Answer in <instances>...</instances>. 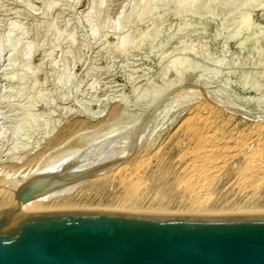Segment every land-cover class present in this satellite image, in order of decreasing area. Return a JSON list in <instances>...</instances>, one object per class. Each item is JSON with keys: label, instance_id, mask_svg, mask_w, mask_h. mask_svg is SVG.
<instances>
[{"label": "rangeland", "instance_id": "374dc122", "mask_svg": "<svg viewBox=\"0 0 264 264\" xmlns=\"http://www.w3.org/2000/svg\"><path fill=\"white\" fill-rule=\"evenodd\" d=\"M260 124L264 0H0V165L21 155L43 172L72 150L67 164L91 170L130 158L124 172L86 180L46 210L264 214V157L252 154L264 146ZM220 129L235 135L196 212L189 169L201 134Z\"/></svg>", "mask_w": 264, "mask_h": 264}, {"label": "water", "instance_id": "95a60500", "mask_svg": "<svg viewBox=\"0 0 264 264\" xmlns=\"http://www.w3.org/2000/svg\"><path fill=\"white\" fill-rule=\"evenodd\" d=\"M54 174L25 182L18 203ZM0 264H264V214L0 211Z\"/></svg>", "mask_w": 264, "mask_h": 264}, {"label": "bare ground", "instance_id": "6f19581e", "mask_svg": "<svg viewBox=\"0 0 264 264\" xmlns=\"http://www.w3.org/2000/svg\"><path fill=\"white\" fill-rule=\"evenodd\" d=\"M246 16V15H245ZM244 18V17H243ZM247 19H249V18H247ZM243 20V19H242ZM244 20L245 21H243V23L244 22H246V19L244 18ZM248 26H249V24H248ZM240 30V29H239ZM252 36V35H251ZM249 38V37H248ZM207 104V103H206ZM204 105V106H203ZM203 105H201L199 108H209L208 107V105H206V107H205V104L203 103ZM210 108L212 109L213 107H211V105H210ZM209 111V110H208ZM210 111H212V110H210ZM196 115V114H195ZM199 116H202V115H199ZM205 117V116H204ZM206 119V118H205ZM204 119V120H205ZM204 120L202 121L203 123H204ZM208 120V119H207ZM207 122V124H205L206 126H208V129L207 130H211V127H209V126H212L213 125V121L212 120H209V121H206L205 120V123ZM192 124V123H191ZM202 124V123H201ZM199 125V124H198ZM216 125V124H215ZM259 126V125H258ZM192 127V126H191ZM190 127V128H191ZM203 127H205L204 126V124H203ZM194 128V127H193ZM210 128V129H209ZM220 128V127H219ZM258 128V129H257ZM256 129H257V131L259 130V132L260 131H262V130H264V124H260V126L259 127H257ZM203 130H204V128H202ZM205 129H206V127H205ZM215 130V129H214ZM221 130V129H220ZM255 130V129H254ZM202 131V130H201ZM203 132V131H202ZM137 133V132H136ZM201 133V132H200ZM233 133H235V132H233ZM233 133H230V134H225V133H223L222 132V130L219 132V133H217V131L216 132H211V131H207L206 133L205 132H203L202 134H201V136L202 137H200V138H202L201 140H200V142H203V144H202V149H201V151H196V152H198L197 154V158L194 160V158L196 157V155H195V157L193 158V166H194V168H190L189 170H192V171H190V173H192V174H190L189 173V175H190V181H189V178H188V180L186 181V183L188 182H190L191 184H190V189H192L191 191H192V193H194L195 195H194V197L192 198L193 200H194V202L192 203L193 205L192 206H194V207H191V208H193V210L194 211H196V212H202V210L204 209V206H205V200L206 199H201L202 197H200V198H198V197H195V196H199L201 193H208V191L207 190H209L210 189V186H211V183H210V181L208 180V173H209V171L211 170V169H213L214 170V168L216 167V162H215V160H216V155L218 156V157H221V156H223L222 155V152H224L223 150L224 149H226V148H224V147H226V144L232 139V136L233 135H235V134H233ZM257 133V132H256ZM238 134V133H237ZM257 134H259V133H257ZM262 134V133H261ZM260 134V135H261ZM139 135V134H138ZM200 135V134H199ZM251 135H252V133H251ZM259 135V136H260ZM133 136V135H132ZM244 136V135H243ZM257 136V135H256ZM145 137V136H144ZM149 137H150V135H149ZM239 137L240 138H243L242 140L244 141V143H245V140L244 139H246V142H247V140L249 139L248 137H242V134L241 135H239ZM136 138V137H135ZM147 138V137H146ZM235 138V137H234ZM251 138V137H250ZM149 139V138H148ZM198 139V138H197ZM258 139V138H257ZM109 140V139H108ZM133 140V139H132ZM144 140H147V139H145L144 138ZM143 140V141H144ZM233 140V139H232ZM231 140V141H232ZM235 140V139H234ZM249 142V141H248ZM247 142V143H248ZM264 142V141H263ZM148 143V142H147ZM147 143L144 145H142L141 147H143L142 148V151L141 152H143V150L145 151V149H146V147H147ZM138 144H139V142H138ZM137 144V145H138ZM197 144V143H196ZM240 143H238V145H239ZM246 144V143H245ZM245 144L243 145V147L245 146ZM258 144V143H257ZM105 145V144H104ZM135 145V144H134ZM195 145V144H194ZM201 145V144H200ZM262 145H264V144H262ZM197 146V145H196ZM247 146V145H246ZM129 147V146H128ZM141 147H140V150H141ZM121 148H123V147H120V149ZM201 148V146H199V149ZM258 149H256L255 148V152H251L252 154H255L254 156H256V154H260L259 156H261V154H263V157H264V146L262 147V146H260V147H257ZM77 149V148H76ZM105 149V148H104ZM115 149H116V147H115ZM119 149V151H118V153L119 152H121L123 149H121L120 150ZM69 151L70 150H72V149H68ZM81 150V149H80ZM84 150V149H83ZM82 150V151H83ZM113 150H114V148H113ZM129 150V149H128ZM132 150H134V149H132ZM132 150H131V152H132ZM139 150V151H140ZM189 150V149H188ZM243 150V149H242ZM65 151H67V150H65ZM77 151V150H76ZM90 151V150H89ZM92 152L94 151V150H91ZM117 151V150H116ZM127 151V150H126ZM87 152V151H86ZM92 152H88L89 154L90 153H92ZM96 153H98L97 152V150L95 151ZM95 152H93L94 154H96ZM102 152H106V151H102ZM196 152H195V154H196ZM240 152V151H239ZM73 153L75 154V150H72V151H70V152H66V153H64V151H63V154H61V153H59L60 155L58 156V157H53V158H51L52 160H49V161H47L48 163H46V164H43L42 165V167L43 166H45V165H48V164H50L49 166H51V167H46L47 169L45 170V171H41L40 170V168L38 167H36V168H34L33 166V168L34 169H39L38 171H41V172H38V171H35L34 169V172H31V171H33L32 169H31V171H29V167H24V166H26V163H27V160H28V157L26 158V160H24V157L23 156H21V155H16V156H13V157H11V158H9L7 161H5V162H2L1 163V165H0V202H2V201H4L3 199H5L6 198V196H10V198H11V205H9L10 207L9 208H5V207H8L7 205L2 209L1 207V209L2 210H0V211H7V210H16V209H46L47 207H48V205H47V202H52V200H59V199H61V198H63V197H65V196H67V195H71L75 190H76V188H78L84 181H86V180H89V179H95V178H101V177H107L108 175H110L111 173H122V172H124L125 170H127V167H128V163H129V159L125 162V163H123V165H121V166H118V168H116V169H110L109 167L110 166H114L115 165V163L113 164V162L111 163V165L109 166V167H107L108 169H105L104 167H103V170H101V169H99V168H97V165H98V163L100 164V166H101V162L100 161H96V160H94V161H96V162H98L97 163V165L95 164V162H92L90 159H94L95 157H92V158H90L89 160L91 161V163H90V165L93 163V166H92V168L94 167V170L92 169L91 170V168H87V169H85L82 165L85 163L86 165H87V163L89 162H87L86 163V161L81 165V167L80 166H77L78 164L77 163H75V165H71V164H67V160H68V162L70 163V158H71V160H73L72 159V157L74 156L73 155ZM115 153V152H114ZM114 153H112V154H114ZM129 153V152H128ZM127 153V154H128ZM135 153H136V151H135ZM194 153V152H193ZM219 153H221V154H219ZM249 153V152H248ZM84 154V151L82 152V155ZM89 154H86L87 155V157L89 156ZM94 154H91V155H94ZM101 154H103V153H100V155ZM107 154V153H106ZM105 154V155H106ZM220 156H219V155ZM229 154V153H228ZM228 154H225V155H227V157H228ZM245 154V153H244ZM250 154V153H249ZM77 155V154H76ZM75 155V156H76ZM97 155H99V153L97 154ZM99 155V157L101 158V156ZM123 155V154H122ZM124 155H125V153H124ZM133 155V154H132ZM180 155V154H179ZM233 155V154H232ZM246 155V154H245ZM257 155V156H258ZM72 156V157H71ZM85 155H83V157H84ZM103 156V155H102ZM111 156H115V155H111ZM120 156V155H119ZM231 156V155H230ZM252 156V155H251ZM253 156V157H254ZM259 156H258V159L257 160H260L259 159ZM82 157V156H81ZM81 157L79 158L78 157V160H77V162L79 161V159H81ZM98 157V156H97ZM118 157V156H117ZM224 157V156H223ZM226 157V158H227ZM262 157V156H261ZM260 157V158H261ZM68 158V159H67ZM73 158H75V157H73ZM110 158V157H109ZM109 158H107L108 160H110ZM114 158H116V157H114ZM113 158V159H114ZM122 158V157H121ZM121 158L119 159V160H121ZM225 158V157H224ZM231 158H232V156H231ZM66 159V160H65ZM77 159V158H76ZM92 159V160H93ZM96 159V158H95ZM127 159V158H126ZM126 159H124V160H126ZM143 159V158H142ZM218 159V158H217ZM256 159V158H255ZM30 160V159H29ZM64 160H65V162H64ZM82 160V159H81ZM100 160V159H99ZM106 160V159H105ZM107 160V161H108ZM112 160V159H111ZM118 160V159H117ZM117 160H115V162L117 161ZM124 160H121V161H124ZM226 160V159H225ZM228 160H229V157H228ZM249 160V159H248ZM103 161V160H102ZM107 161H106V163H107ZM218 163H219V161L221 162V158H219L218 160ZM253 161V160H252ZM29 162V161H28ZM80 162H82V161H79V163ZM105 161H103V163H104ZM109 162V161H108ZM117 162H120V161H117ZM117 162H116V164H117ZM223 162H224V160H223ZM250 162V161H249ZM256 162V161H255ZM122 163V162H121ZM120 163V164H121ZM142 163V162H141ZM222 163V162H221ZM257 163V162H256ZM29 164V163H28ZM30 164H31V162H30ZM89 164V163H88ZM105 164V163H104ZM103 164V165H104ZM113 164V165H112ZM215 164V165H214ZM247 164V163H246ZM218 165V164H217ZM250 165V164H249ZM253 165H254V163H253ZM252 165V166H253ZM256 165V164H255ZM99 166V165H98ZM104 166H106V165H104ZM108 166V165H107ZM251 166V167H252ZM264 166V165H263ZM87 167H88V165H87ZM91 167V166H90ZM95 167H96V169H99L100 171H96L95 170ZM117 167V166H116ZM214 167V168H213ZM218 167V166H217ZM216 167V168H217ZM247 167V166H246ZM31 168V167H30ZM115 168V167H114ZM134 168V167H133ZM254 168V167H253ZM260 168H261V166H260ZM263 168V167H262ZM23 169H28V171H27V173L26 174H23V176L21 177L20 175H19V171H20V173L22 174V172L21 171H24ZM44 169V168H43ZM90 169V170H89ZM255 169V168H254ZM257 169V168H256ZM139 170V169H138ZM189 170H187V171H189ZM248 170H250L251 171V168L250 169H248ZM11 171H14V173L17 175V176H15L13 173V175L11 176ZM247 171V170H246ZM252 171H253V169H252ZM252 171L250 172L251 174H252ZM127 172V171H126ZM134 172V171H133ZM259 172V171H258ZM8 173H10V175L8 174ZM255 174H256V172H254ZM253 173V174H254ZM45 174H54V176H53V178L47 183V185H46V187H45V190H44V192L42 193V194H40L39 196H37L36 198H34V199H32V200H30V201H28V202H21V203H18V201L15 199V195H16V191L19 189V187L21 186V185H23L25 182H27V181H30V180H32V179H34V178H38V177H42L43 175H45ZM210 174V173H209ZM248 174H249V171H248ZM247 174V175H248ZM252 174V175H253ZM254 174V175H255ZM134 175V174H133ZM251 175V176H252ZM249 176V175H248ZM250 176V177H251ZM120 177H121V175H120ZM187 177H189L188 175H187ZM216 177V176H215ZM247 177V176H246ZM124 178V177H123ZM132 178V177H131ZM185 178V177H184ZM240 178V177H239ZM256 178V177H255ZM260 178V177H259ZM133 179V178H132ZM209 179H210V177H209ZM211 179H213V178H211ZM247 180H249L248 179V177L246 178ZM241 180V179H240ZM134 181V180H133ZM253 181V180H252ZM255 181H256V179H255ZM254 181V182H255ZM248 182V181H247ZM145 183V182H144ZM244 183V182H243ZM258 183V182H257ZM263 183H264V181H263ZM72 184V185H71ZM259 184V183H258ZM126 185V184H125ZM254 185V184H253ZM73 186V188H69V187H72ZM130 187L132 186L131 184L129 185ZM135 186H136V184H135ZM142 186V185H141ZM188 187H189V184L187 185ZM186 186V187H187ZM134 187V186H133ZM133 187H132V189H133ZM187 187V190H189V188ZM255 187H256V183H255ZM244 188V187H243ZM70 189V190H69ZM137 189H138V187H137ZM257 189V188H256ZM185 190V189H184ZM136 191V190H135ZM203 191V192H202ZM255 191V190H254ZM134 192V191H133ZM132 192V193H133ZM137 192V191H136ZM209 193H210V191H209ZM254 193V192H253ZM252 193V194H253ZM134 194V193H133ZM136 195H138V197H139V194H136ZM141 195H142V193H141ZM190 196H192V194H191V192H190V194H189ZM207 195V194H206ZM205 195V196H206ZM209 195V194H208ZM213 196V195H212ZM131 197H134L133 195L132 196H130V198ZM208 197V199H209V196H207ZM141 198V197H140ZM195 198V199H194ZM204 198V197H203ZM126 201V200H125ZM130 201V200H129ZM129 201H127V202H129ZM207 201V200H206ZM49 202V203H50ZM208 202V201H207ZM60 203V202H59ZM63 203V202H62ZM72 203V202H71ZM75 203H77V202H75ZM130 203V202H129ZM70 204V203H69ZM74 204V203H73ZM124 204V203H123ZM127 204V203H126ZM125 204V205H126ZM64 205V204H63ZM122 205V204H121ZM59 206H61V207H64V206H62V205H59ZM74 206V205H73ZM128 206V205H127ZM54 207V206H53ZM55 207H57L58 208V205L56 206L55 205ZM66 207H68L67 205L65 206V208ZM72 207V206H71ZM83 207V206H82ZM109 207V206H108ZM132 207V206H131ZM146 207V206H145ZM51 208H52V206H51ZM56 208V209H57ZM60 208V207H59ZM70 208V207H69ZM96 208V207H95ZM104 208H105V206H104ZM121 208V207H120ZM124 208V207H123ZM126 208V207H125ZM190 208V207H189ZM258 208V207H257ZM49 209H50V206H49ZM61 209V208H60ZM122 209V208H121ZM188 209V208H187ZM254 209V208H253ZM260 209V208H259ZM258 209V210H259ZM48 210V209H47ZM124 210V209H123ZM126 210V209H125ZM128 210V209H127ZM149 210V209H148ZM153 210V209H152ZM193 210H191V213H192V211ZM242 210V209H241ZM243 210H245V209H243ZM145 211V210H144ZM188 211V210H187ZM193 211V212H194ZM210 211V210H209ZM225 211V210H224ZM182 212V211H181ZM203 212H205V211H203ZM208 212V211H207ZM190 213V212H189ZM225 213V212H224Z\"/></svg>", "mask_w": 264, "mask_h": 264}]
</instances>
